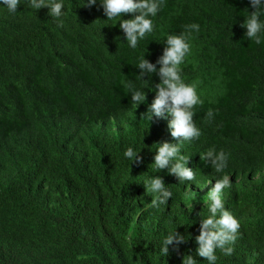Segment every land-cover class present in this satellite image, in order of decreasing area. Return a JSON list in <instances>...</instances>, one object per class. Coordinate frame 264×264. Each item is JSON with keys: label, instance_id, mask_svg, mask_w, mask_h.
<instances>
[{"label": "trees", "instance_id": "trees-1", "mask_svg": "<svg viewBox=\"0 0 264 264\" xmlns=\"http://www.w3.org/2000/svg\"><path fill=\"white\" fill-rule=\"evenodd\" d=\"M64 3L60 19L29 0L16 13L0 7V264H183L222 175L231 176L223 197L241 228L233 254L217 250V264H264V43L240 27L248 0H165L137 50L118 23L104 22L99 3ZM192 23L200 31L181 68L202 101L194 109L201 136L182 149L197 170L182 185L150 169L155 145L175 142L168 120L142 119L126 87L139 75L137 55L146 49L155 64L167 35ZM159 82L154 74L151 87ZM129 146L143 163L124 158ZM213 147L229 154L223 173L200 160ZM144 175L163 177L173 192L161 210L147 204ZM176 227L192 239L162 256Z\"/></svg>", "mask_w": 264, "mask_h": 264}, {"label": "clouds", "instance_id": "clouds-1", "mask_svg": "<svg viewBox=\"0 0 264 264\" xmlns=\"http://www.w3.org/2000/svg\"><path fill=\"white\" fill-rule=\"evenodd\" d=\"M21 0H0V7L6 8L10 13H16ZM99 3L103 8L106 21L118 23L124 34L127 46L137 50L139 43L155 31L154 19L158 15L165 0H82L83 7H92ZM252 9L251 12L245 9L243 13L244 22L240 25L245 29V38L254 40L256 44L264 43V0H248ZM30 7L41 10L48 9V16L56 19L66 15L64 0H29ZM126 14L127 20L122 19ZM131 18V19H129ZM18 36V29L15 30ZM200 31L199 24L192 23L184 27L180 34H168L164 44L163 54L156 63H150L146 57V49L136 56L133 65L139 69V75L135 80H129L126 89L131 95L130 108L134 112L144 114L142 119L149 123L156 120H168L169 134L175 142H163L155 145L154 163L150 166L153 173L167 169V173L174 176L180 184L196 180L197 170L188 167L191 156L185 154L182 149L184 145L198 140L201 130L197 127L194 117V109L201 104L195 85L186 83L182 78L181 65L184 64L187 56L191 54V40L193 33ZM17 38V37H16ZM15 38V40H16ZM14 40V41H15ZM119 40V37H117ZM13 41V42H14ZM12 42V43H13ZM11 43V44H12ZM136 61V64H135ZM159 65V68H157ZM159 77V83L151 87L153 75ZM144 77H148L147 80ZM150 91H148V90ZM212 111L207 113L211 118ZM171 119H168V118ZM144 145V144H143ZM145 147V145H144ZM150 151H153L150 149ZM139 147L129 146L123 156L130 162V165L143 163ZM182 152L184 154H182ZM200 160L216 173H223L228 167L229 154L224 150L217 151L210 148L199 155ZM146 176L143 184L146 195L152 197L147 203L150 208L161 210L168 205L173 197V192L166 186L161 176ZM212 184V183H211ZM232 180L229 175L219 176L208 192L207 215L202 217L199 214V235L195 236V243L198 247L194 254L183 257V264H199L194 258H203L206 264H217V250L226 256L234 252L232 247L241 228L240 221L226 207L223 193L231 187ZM191 211L188 213V220ZM171 222V218H170ZM197 221L189 220V227ZM177 227L170 230L163 238L160 245V254L167 257L170 247L173 251L179 252L180 245L188 243L191 236L180 234Z\"/></svg>", "mask_w": 264, "mask_h": 264}]
</instances>
